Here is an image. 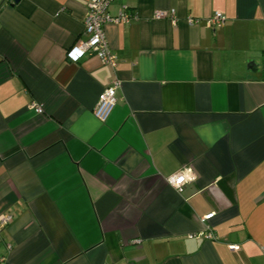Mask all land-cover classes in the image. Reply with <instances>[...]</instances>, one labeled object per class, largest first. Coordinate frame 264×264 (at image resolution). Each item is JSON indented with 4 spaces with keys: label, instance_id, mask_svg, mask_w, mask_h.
Segmentation results:
<instances>
[{
    "label": "crops",
    "instance_id": "crops-1",
    "mask_svg": "<svg viewBox=\"0 0 264 264\" xmlns=\"http://www.w3.org/2000/svg\"><path fill=\"white\" fill-rule=\"evenodd\" d=\"M13 1L0 0V258L264 264V0H123L133 18L105 27L116 69L67 56L89 0ZM215 10L223 26L207 25ZM115 79L103 122L93 109ZM184 166L196 178L178 190ZM206 225L215 238L190 236Z\"/></svg>",
    "mask_w": 264,
    "mask_h": 264
},
{
    "label": "built area",
    "instance_id": "built-area-1",
    "mask_svg": "<svg viewBox=\"0 0 264 264\" xmlns=\"http://www.w3.org/2000/svg\"><path fill=\"white\" fill-rule=\"evenodd\" d=\"M119 2V11L117 15H112L110 12V5L112 3ZM123 0H89L87 7L88 11L85 16L84 24V37L78 39L73 46L67 52V56L70 60L77 61L83 56L98 57L104 65H110L114 69L117 68L118 56L113 53L110 42H108L105 27L109 23L125 22L133 18V13L128 10L127 5H124ZM155 18L165 19L170 18L174 22L177 21V15L175 10H158L153 14ZM227 15L219 10H215L213 15L206 19L208 26H223L226 23ZM197 18L189 17V22L196 23ZM121 80L115 79L107 88L104 89L102 94L97 100V104L93 109L94 115L101 121H106L110 113L112 112L117 102V88L120 86ZM31 108L35 109L38 113H43L44 108L41 103L32 102ZM196 175L191 171L190 167L184 166V168L177 170L172 176L168 178L169 184L177 188L178 190L185 185L186 182L195 180ZM214 212L205 215L202 221L205 223L213 216ZM13 219V215L5 214L1 217L0 225L4 226L6 223ZM191 237L203 236L205 238H215V233L210 226L206 225L204 230H200L197 234H191ZM0 264L6 263V258H0Z\"/></svg>",
    "mask_w": 264,
    "mask_h": 264
},
{
    "label": "water",
    "instance_id": "water-1",
    "mask_svg": "<svg viewBox=\"0 0 264 264\" xmlns=\"http://www.w3.org/2000/svg\"><path fill=\"white\" fill-rule=\"evenodd\" d=\"M4 1V0H3ZM19 0H14L12 3L14 4V3H17Z\"/></svg>",
    "mask_w": 264,
    "mask_h": 264
}]
</instances>
